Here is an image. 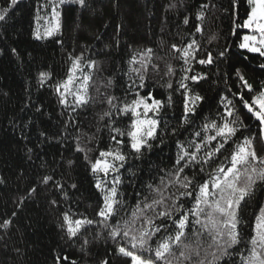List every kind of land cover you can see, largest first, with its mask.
Listing matches in <instances>:
<instances>
[{
	"label": "trees",
	"instance_id": "trees-1",
	"mask_svg": "<svg viewBox=\"0 0 264 264\" xmlns=\"http://www.w3.org/2000/svg\"><path fill=\"white\" fill-rule=\"evenodd\" d=\"M87 2V8L62 5L60 31L51 37L36 39L37 17L42 18L50 11V8L42 7L47 0H18L15 6L10 4V0H0V12L8 9L6 19L0 21V223L7 219L12 221L6 229H0V264H57V257L65 256L68 259H60L59 264H71L73 260L77 264H99L104 259H108L110 264H130L127 258L116 254L117 244L108 238L100 225L86 226L81 236L72 240L61 228L64 213L73 219L87 217L99 220L96 213L102 198L95 187L96 177L83 154L74 151L73 137L77 135V128L81 130L82 144L87 137H93L86 145L92 149L88 153L91 160L98 157L100 150L116 146L110 140V135L115 133L104 127L108 118L99 120V115L109 109V105L102 102L105 97H117L122 106L124 102L130 103L138 90L141 96L151 92L166 105L158 116L161 123L157 128V138L149 141L151 149L146 148L137 156L128 147V138L118 137L124 140L122 148L127 155L119 172L122 183L118 192L124 210L117 219L121 222L130 217L138 200L146 196L152 199L147 185L159 183L163 170L172 169L177 141L186 145L189 141L200 142L195 133L201 131L202 125L210 120L219 121L223 112L219 104L220 95H229L237 101L241 118L250 125V132H258V122L250 120L238 102L239 97H231L228 92L229 88L232 92L240 90L237 68L254 89L264 86V69L259 67L264 63V57L238 47L246 29H235L233 34L234 21L242 23L246 18V0H240L235 8L231 6V0H212L215 8L207 14L203 35L195 33L193 22L199 6L206 0ZM169 4L176 7L169 8ZM185 16L189 17V25L183 24ZM212 35L215 39L209 43ZM193 38L200 42L201 57L207 51H212L214 56L225 49L227 52L226 57L217 59L214 65H194V72L207 73V80L195 86V91L205 100L196 114L189 117V123L182 124L183 98L176 91L177 81L183 74L180 71L182 61L176 59L179 54L171 50V45L182 47ZM149 48L153 50L152 63L159 65V70L154 71L149 66L142 73L144 87L137 89L140 81L132 69L140 65L131 61L133 57L137 61L142 59V54ZM12 49L16 50L15 53ZM81 54L82 73L92 77L88 88L92 100L78 107L73 97H69V106L66 107L60 103L55 86L67 78L72 58ZM91 61L95 62L94 67L88 66ZM169 63L176 69V75L171 78V89L167 88L169 78L164 76ZM41 72L50 74L43 84L39 82ZM130 85H133L131 90ZM244 91L247 92L246 89ZM169 95L172 97L171 106L167 105ZM246 98H249L248 94ZM112 119L115 127L126 129L130 126L129 117L121 116L115 110ZM68 121H72L75 127L69 124L65 132ZM250 132L243 131V135ZM237 137L242 138L241 133H237ZM255 146L258 155H264L259 138L255 140ZM226 149L216 163L223 161L225 166L228 165L224 157L231 149L227 146ZM69 160L74 161L71 166L68 165ZM215 166L204 165L203 173L197 170L194 184L207 180L208 173ZM185 172L193 175L192 169ZM47 176L52 180L42 183ZM56 184H62L63 190ZM73 184L75 188L71 187ZM33 188L36 191L29 196ZM21 198L23 203H20ZM54 200L55 204L52 203ZM182 202L188 208L193 201L188 198ZM258 206H264V185L259 182L254 196L246 205L242 204L239 211V231L245 241L252 235ZM167 235L164 231L159 233L161 238ZM84 237L89 244L85 251H81ZM209 243L205 238L201 259H212L211 253L215 248L208 247ZM238 247L247 255L244 244ZM176 251L178 256L179 250ZM171 259L173 264H177L176 257ZM225 261L227 264H240L239 257L235 255L226 257L220 264H225Z\"/></svg>",
	"mask_w": 264,
	"mask_h": 264
},
{
	"label": "snow or ice",
	"instance_id": "snow-or-ice-1",
	"mask_svg": "<svg viewBox=\"0 0 264 264\" xmlns=\"http://www.w3.org/2000/svg\"><path fill=\"white\" fill-rule=\"evenodd\" d=\"M239 2L240 0H231V6L235 8ZM17 3L18 0H10L12 6ZM246 3L248 5L246 18L242 23L234 21L233 34L235 29H246L248 34L242 36L238 47L264 57V0H246ZM65 4L78 5L81 8L88 7L87 0H47V4L42 7L50 8V19L47 21L43 34L37 29L34 34L36 39L51 37L60 31L62 16L60 9ZM168 7L174 8L176 5L169 4ZM213 8L215 4L212 0H206L199 6V10L195 13V22H193L195 33L203 35L204 22ZM7 11L8 9H4L0 12V21L6 19ZM37 19L39 20L40 17L38 16ZM189 23V17L185 16L183 24L189 25ZM214 39L215 35H212L209 43ZM171 50L178 53L176 59L182 61L180 71L183 74L177 81L176 91L180 92L183 98L182 124H187L189 117L196 114L197 108L205 100L204 96L195 91V86L207 80V73L194 72V65H214L217 59L226 57L227 49L215 56L212 51H207L201 57L200 42L193 38L182 47L172 44ZM12 51L15 53L16 50L12 49ZM142 56L143 58L139 61L135 57L131 61L133 64L140 65L139 68L132 69L137 73L140 81L136 85L137 89L144 87L145 77L142 73L146 72L149 66L154 71L159 70V65L152 63V49H146ZM82 62L83 54L72 58L67 78L55 86L60 103L66 107L69 106V95L73 97L75 106L78 107H83L92 100L88 95L89 81L92 79L90 75H83L79 87L76 88L77 80L80 79L76 73L83 70ZM88 66L94 67L95 62H89ZM259 67L264 69V63H261ZM175 75V67L170 63L167 64L164 72V76L169 78L167 88L173 87L171 78ZM236 76L241 82L240 90L232 92L229 88L228 92L231 93V97L238 96V102L246 110L248 118L258 122L256 125L258 132H250V125L245 124L241 118L237 101L229 95H220L219 104L223 112L220 114L219 121L210 120L202 125L201 131L195 133L196 137H200V142L189 141L186 145L177 141V154L172 169L163 170L164 174L159 177V183L147 185L152 199L149 200L146 196L138 200L131 210L130 217L123 222L117 219L120 212L124 210L123 201L119 199L118 186L122 183L119 172L124 167L127 155L122 148L124 140L118 137L126 136L128 147L137 156L142 154L144 149H151L152 145L149 141L157 138V128L161 123L157 117L166 105L164 101L156 99L151 92L147 96H141L138 90L133 100L130 103L124 102L122 106L119 105L117 97H105L102 102L109 105V109L99 115V120L105 121V118H108L104 127L110 133H115L110 135V140L116 146L100 150L98 157L91 160L88 153L92 149L86 145L93 137H87L85 144H82L81 130L78 128L77 135L73 137L74 151L83 154L92 175L96 177L95 187L102 198V204L96 213L99 220L94 221L87 217L73 219L68 213H64L61 228L65 230L68 239L79 238L86 226L95 223L100 225L107 232L108 238L117 244L116 254L127 258L130 264H173L172 257H176L177 264H220L226 257L233 255L239 257L240 264H264V206H258V214L254 215L252 235L247 241L242 239L239 231L241 205H246L254 196L258 182L264 185V155H258L255 146V140L259 138L261 150L264 151V86L254 89L238 68ZM49 78V73L39 74L41 84ZM132 87L133 85L129 86L130 90ZM74 88L75 91H73ZM246 94L249 98H246ZM171 104L172 97L169 95L167 105L171 106ZM113 110L121 116L129 117L128 128L121 129L114 126ZM69 124L75 127L72 121H68L65 123V132ZM243 131H249L250 134L243 135ZM237 133H241L242 138L237 137ZM226 146L231 149L224 157L228 161L227 166L223 161L216 163L219 156L227 150ZM201 152H203L202 157ZM73 163L72 160L68 161L69 166ZM213 164L216 166L208 173V179L194 184L196 171L203 173L204 165L211 167ZM186 169H192L193 175H187ZM51 180L52 177L47 176L43 178L42 183L47 184ZM55 186L63 190L62 184ZM71 187L75 188L76 185L73 184ZM35 191V188L31 189L28 195ZM188 198H191L193 202L191 207L185 208L182 201ZM20 203H23V198ZM52 203L55 204L56 201ZM150 212L151 216L148 215ZM12 215L15 216L16 213L13 212ZM11 223L10 219L4 220L0 223V229H6ZM161 231L168 235L159 237ZM205 238L210 241L208 247L215 248V251L211 253V260L200 258ZM88 244L87 237H84L81 251H85ZM241 244L245 245L247 255L238 247ZM60 259L67 260L68 257H57V264ZM71 264H77V262L73 260ZM99 264H110V261L104 259ZM225 264H227L226 261Z\"/></svg>",
	"mask_w": 264,
	"mask_h": 264
},
{
	"label": "rangeland",
	"instance_id": "rangeland-1",
	"mask_svg": "<svg viewBox=\"0 0 264 264\" xmlns=\"http://www.w3.org/2000/svg\"><path fill=\"white\" fill-rule=\"evenodd\" d=\"M49 19H50V11H49V13H48L46 16H44V17H42V18L40 17V19L37 20V22H36V29H35V32L37 31V29H39L40 33L43 34L45 27H47V21H48ZM245 34H248V33L245 32L243 35H245ZM76 76L80 78V79L77 80V83H76V88H78V87H79V84H80V80H81L82 77H83V73H82V71H81V72H77V73H76ZM73 91H75V88L73 89ZM69 97H72V96L69 95L68 98H69ZM150 115H151V114H150ZM157 118H158V117H157ZM110 178H111V177H109V179H110Z\"/></svg>",
	"mask_w": 264,
	"mask_h": 264
}]
</instances>
